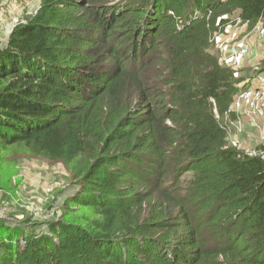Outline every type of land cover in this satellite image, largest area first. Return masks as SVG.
I'll list each match as a JSON object with an SVG mask.
<instances>
[{
  "label": "trees",
  "instance_id": "16d2710c",
  "mask_svg": "<svg viewBox=\"0 0 264 264\" xmlns=\"http://www.w3.org/2000/svg\"><path fill=\"white\" fill-rule=\"evenodd\" d=\"M234 13L264 0H40L12 29L0 149L84 158L90 214L0 225V264H264V156L220 121L246 78L211 50Z\"/></svg>",
  "mask_w": 264,
  "mask_h": 264
},
{
  "label": "rangeland",
  "instance_id": "374dc122",
  "mask_svg": "<svg viewBox=\"0 0 264 264\" xmlns=\"http://www.w3.org/2000/svg\"><path fill=\"white\" fill-rule=\"evenodd\" d=\"M39 1L0 0V47L6 43L12 29L38 9ZM230 23L228 34L221 35L218 41L228 42V49L249 42L243 61L231 67L237 76L251 81L255 67L264 72V21L242 24L234 13ZM212 45L211 50L219 61L221 52L214 43ZM246 62L253 65L245 67ZM220 64L229 65L226 62ZM246 86L245 83L241 88ZM220 121L225 126L230 144L246 152H264V117L256 119L251 128L246 127L241 115L236 113L229 117L223 115ZM247 134L252 135V139H248ZM84 166V158L67 163L48 157L32 144L20 143L1 148L0 225L11 232L17 229L19 232L16 234L20 235V231L41 225L47 219L63 217L74 220L90 214L89 209L80 208L71 201L73 190L78 186L76 176ZM67 204L70 209L66 208Z\"/></svg>",
  "mask_w": 264,
  "mask_h": 264
},
{
  "label": "built area",
  "instance_id": "2783aa9c",
  "mask_svg": "<svg viewBox=\"0 0 264 264\" xmlns=\"http://www.w3.org/2000/svg\"><path fill=\"white\" fill-rule=\"evenodd\" d=\"M264 21V19H262ZM260 20V21H262ZM231 24V23H229ZM227 24L220 32L214 33L211 37V42L215 44L216 48L221 52L219 61L226 62L232 67H236L240 62L243 61L246 56L249 46L247 43H243L237 46H231L228 49L227 43H219L218 38L221 35L228 34L230 25ZM248 24L249 23H242ZM259 24V23H256ZM253 79H245L239 84L240 90L232 99L225 116L229 117L230 114L236 113L237 115L246 116L248 123L251 125L255 124L256 119H263L264 117V72L258 70L256 67L253 71ZM246 83L245 88H241ZM215 114L218 117L216 110ZM225 127V126H224ZM249 154H254L255 152ZM262 153L264 156V152Z\"/></svg>",
  "mask_w": 264,
  "mask_h": 264
},
{
  "label": "crops",
  "instance_id": "0c3cea01",
  "mask_svg": "<svg viewBox=\"0 0 264 264\" xmlns=\"http://www.w3.org/2000/svg\"><path fill=\"white\" fill-rule=\"evenodd\" d=\"M243 26H244V27H247V25H243ZM247 42H248V41H247ZM248 44H249V42H248ZM256 50H257V49H256ZM260 52H262V51H260ZM247 65H248V66H252L253 64L251 65L250 62H246L244 66L247 67ZM244 81H245V79H244ZM241 118H242L243 122L246 124V127L251 128V124L248 123V119H247V117H246V116H241ZM250 134H251V133H250ZM250 134H247V135H248V137H249L250 139H252L251 136H252L253 134H252V135H250Z\"/></svg>",
  "mask_w": 264,
  "mask_h": 264
}]
</instances>
